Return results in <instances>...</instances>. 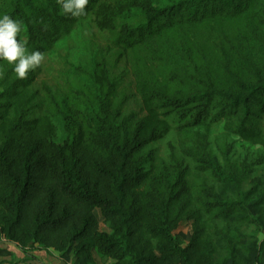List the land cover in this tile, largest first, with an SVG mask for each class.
<instances>
[{
  "label": "trees",
  "instance_id": "obj_1",
  "mask_svg": "<svg viewBox=\"0 0 264 264\" xmlns=\"http://www.w3.org/2000/svg\"><path fill=\"white\" fill-rule=\"evenodd\" d=\"M3 14L45 58L23 80L0 61V239L73 264L258 263L264 154L229 140L264 148V0H89L80 17L0 0ZM83 30L99 40L52 81L55 46Z\"/></svg>",
  "mask_w": 264,
  "mask_h": 264
},
{
  "label": "rangeland",
  "instance_id": "obj_2",
  "mask_svg": "<svg viewBox=\"0 0 264 264\" xmlns=\"http://www.w3.org/2000/svg\"><path fill=\"white\" fill-rule=\"evenodd\" d=\"M99 38L94 32H89L88 30H83L75 38L66 39L65 41L60 42L55 46L53 53L51 55L52 69L51 80L55 81L58 77H62L72 65L78 64L81 61L87 59L88 56V46L90 42L98 41ZM102 41V40H101ZM43 78H46L43 75ZM212 134L216 136H224L221 125H217L213 128ZM235 144L234 152L237 157H244L249 153L264 154V148L260 146H255L249 142H245L241 139L233 138L229 140ZM101 228L106 230V225L101 224ZM252 229L248 230V233H251ZM190 233V225L188 222H183L178 230L175 232V235ZM232 236L237 245V249L240 246V238L238 236V230L232 229ZM17 248L11 243L5 241L4 238L0 239V261H5V264H17L18 259L13 257L14 254L11 253ZM259 261L257 264H264V235L260 234V250L258 251ZM9 253V254H7ZM95 257L96 253L94 254ZM60 257V256H59Z\"/></svg>",
  "mask_w": 264,
  "mask_h": 264
},
{
  "label": "clouds",
  "instance_id": "obj_3",
  "mask_svg": "<svg viewBox=\"0 0 264 264\" xmlns=\"http://www.w3.org/2000/svg\"><path fill=\"white\" fill-rule=\"evenodd\" d=\"M64 14L72 17L86 15L89 0H58ZM22 22L7 14L0 15V61L13 66V72L20 79H26L30 72L40 67L44 53L40 50L29 51L22 39Z\"/></svg>",
  "mask_w": 264,
  "mask_h": 264
},
{
  "label": "crops",
  "instance_id": "obj_4",
  "mask_svg": "<svg viewBox=\"0 0 264 264\" xmlns=\"http://www.w3.org/2000/svg\"><path fill=\"white\" fill-rule=\"evenodd\" d=\"M14 246L17 248V250H14L11 253L14 254L13 257L18 259L17 264H73L72 261H66L65 259L59 257V255L56 253L46 252L40 249L29 250L28 252L24 253L16 245ZM2 261L3 260L0 262ZM3 263L5 264V261Z\"/></svg>",
  "mask_w": 264,
  "mask_h": 264
},
{
  "label": "built area",
  "instance_id": "obj_5",
  "mask_svg": "<svg viewBox=\"0 0 264 264\" xmlns=\"http://www.w3.org/2000/svg\"><path fill=\"white\" fill-rule=\"evenodd\" d=\"M4 240H5V238H4ZM6 241V240H5Z\"/></svg>",
  "mask_w": 264,
  "mask_h": 264
}]
</instances>
